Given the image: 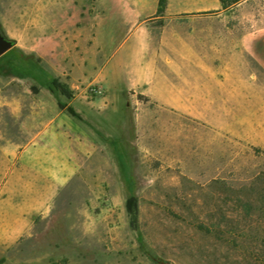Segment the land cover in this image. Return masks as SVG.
<instances>
[{"label": "rangeland", "instance_id": "obj_1", "mask_svg": "<svg viewBox=\"0 0 264 264\" xmlns=\"http://www.w3.org/2000/svg\"><path fill=\"white\" fill-rule=\"evenodd\" d=\"M145 12L130 0H0V28L16 42L0 57L1 95L23 103L20 117L1 109L0 152L33 140L39 123L25 119L39 98L73 105L85 131L79 175L0 264H264V152L242 138L243 118L256 115L244 94L264 91L257 49L245 46L264 38V0L217 20ZM179 27L193 43L186 51L216 71L210 110L165 103L179 97L184 49L159 41ZM131 32L156 42V56L126 44ZM64 61L86 63L87 77L73 79ZM150 69L154 80L138 72ZM53 79L74 99L53 94Z\"/></svg>", "mask_w": 264, "mask_h": 264}, {"label": "crops", "instance_id": "obj_2", "mask_svg": "<svg viewBox=\"0 0 264 264\" xmlns=\"http://www.w3.org/2000/svg\"><path fill=\"white\" fill-rule=\"evenodd\" d=\"M245 1L247 0H241L239 6ZM130 5L134 10H139L140 14L146 13V10L157 13L159 0H130ZM230 12L223 10L220 0H168L164 16L167 19L217 20L227 17ZM178 31L179 35L173 41L165 38L159 41L162 50L171 46L184 49L178 55L183 60L176 71L179 97L165 103L182 111L210 110L217 102L216 71L210 66V62L207 64L202 58L196 59L192 52L186 51L193 43L185 37L184 31L187 30L179 27ZM137 37V32H131L126 44L135 41L140 54L147 52L150 58L156 56L153 50L156 42L149 39L138 41ZM245 46L254 51L257 49L255 58L264 69V38L250 43L248 41ZM166 53L162 52L164 58L168 56ZM62 64L66 66L65 70H72L73 79L78 73L87 77L86 63L78 62L74 66L72 62L64 61ZM138 72L147 74L148 80L155 79L151 69L149 72ZM111 75L109 71L105 78L108 79ZM5 106L16 117H20L23 112L22 101L2 96L0 88V122L1 109ZM243 106L245 111L256 115L243 118L242 138L264 152V91L255 95L248 90L244 94ZM25 122L32 127L39 123V129L29 144L20 146L11 141L1 144L0 162H3V167H0V260L50 212L59 196L73 184L80 173L74 149H85L81 137L85 131L73 118L61 111L57 103L47 105L43 99L35 100Z\"/></svg>", "mask_w": 264, "mask_h": 264}, {"label": "trees", "instance_id": "obj_3", "mask_svg": "<svg viewBox=\"0 0 264 264\" xmlns=\"http://www.w3.org/2000/svg\"><path fill=\"white\" fill-rule=\"evenodd\" d=\"M223 6V10L225 11H231L235 7H237L241 0H220ZM168 0H159V8L157 11V14L164 15L166 7H167ZM0 31L3 33V35L6 37L2 29L0 28ZM7 38V37H6ZM14 46L16 45V42L13 41ZM49 90L53 93H60L62 96L66 97L68 100H72L75 97V93L73 90L70 88V86L65 83L61 82L59 79H53L49 84H48ZM32 92L34 94L39 93V89L37 87H32ZM58 106L59 109L63 112H65L67 115H69L71 118L82 121V117L79 114V112L76 110V108L68 103H64L62 101H58ZM128 210L129 213L131 214L133 220H136V200L135 198H131L128 201Z\"/></svg>", "mask_w": 264, "mask_h": 264}, {"label": "water", "instance_id": "obj_4", "mask_svg": "<svg viewBox=\"0 0 264 264\" xmlns=\"http://www.w3.org/2000/svg\"><path fill=\"white\" fill-rule=\"evenodd\" d=\"M14 47L12 40L6 38L3 33L0 31V57L6 54L9 50Z\"/></svg>", "mask_w": 264, "mask_h": 264}]
</instances>
